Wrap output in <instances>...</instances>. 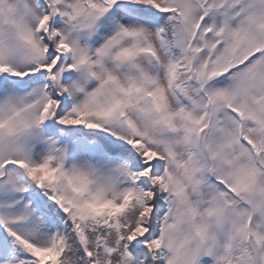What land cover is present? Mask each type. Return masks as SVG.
I'll list each match as a JSON object with an SVG mask.
<instances>
[{"label": "rangeland", "instance_id": "obj_1", "mask_svg": "<svg viewBox=\"0 0 264 264\" xmlns=\"http://www.w3.org/2000/svg\"><path fill=\"white\" fill-rule=\"evenodd\" d=\"M64 1V9L69 10L70 6L76 0ZM174 1L178 3L177 5L182 9L197 16V9L190 0H172V2ZM232 1H237L239 4L241 2V5L237 8H232L229 5L230 9H226V12H224V19L230 23L233 30L238 26L242 27V29H249L248 17H257L264 22V0ZM242 7H244V13L239 12ZM129 10L115 8L105 14L102 19L94 24V30L91 32H93V36L95 33L98 34L96 39L90 43L87 42L84 35H78L72 27L69 28L65 21L57 23L56 27L63 33L64 39L73 44L77 57L92 56L97 66L95 69L97 73L101 75H103L105 71H108L114 75L121 76V72L115 64V54L118 48L128 50L135 49L137 45H147L153 48L158 54V57L165 62L162 42L156 34L153 25L149 21H146V17H137L133 11L134 8H129ZM146 14L148 13H144L143 15ZM2 16L5 18L6 22L7 20H14L16 24L19 23V27L21 26L27 35H18L17 42L13 39L7 42V39L4 38L3 40L0 34V60L5 64L12 65L20 72H24L26 69H33L32 61H38L49 65L50 61L45 56L40 42L39 32L36 30L37 23L41 22L38 21V18L42 16V10L37 5V0H0V18ZM78 20L79 19H76L74 22ZM251 20L254 19L251 18ZM210 24H221L220 16L217 15L212 18ZM1 29L2 27L0 25V30ZM12 32H18L16 26L13 28ZM254 37L255 38H248L246 42L253 43L252 41H257L264 43V39L260 34L258 37L254 34ZM10 42H13V44ZM9 43L12 45H9ZM18 43H22L24 48L26 46L28 48L30 47L27 49L29 54H34V59H30L31 55L26 56V51H24ZM164 62L161 69H159L158 67L153 68L143 59H138V68L134 70L132 75L139 82H141L143 78L153 77L155 87H157L158 92L162 95L167 109L170 111L172 118L178 122L177 113L174 111L177 108L175 100L171 96L164 81ZM79 68H81V66H79ZM255 71H259V66L255 68ZM121 83L125 84L123 78H121ZM64 84L65 87L69 88L73 97V102L78 106H82L85 96H89L92 93L91 91H94L93 88H90V85H86L87 83L83 81L81 76H78L75 80L67 81V83ZM42 86H44V83L33 85L30 89L22 91L16 88L9 79L1 82L0 117L4 119L9 118L12 121L10 116L14 109H26L23 110V116L27 117L31 122V129L25 134L23 146L32 162L42 165L47 155L51 153V151H56L67 166L66 170L71 177H81L88 183L90 188L96 190L101 197L120 202L121 192L124 186L121 172L125 169L121 163L100 158L96 155L91 156L86 151V146L79 140L64 142L58 146L55 145L56 147L54 150L50 149V137L42 132L43 128L37 115L38 104L36 103V99H41V93L44 92ZM211 88L213 91L222 88L234 97H241L240 93L242 90L232 82H227V80L212 84ZM196 112V115L200 117L203 113V109L200 110L197 108ZM137 118L140 122L139 127L152 148L161 152L166 144H170L169 146L183 158L184 167L182 168L180 177L184 183L188 184L187 190L192 201H194L195 198L194 205L199 212L201 223L208 227L214 236L213 244L216 246L219 254L224 253L222 236L219 235L218 232V224L214 218L215 216H211L215 215L216 212L212 213L209 211H216L218 208L217 196L206 184L202 173L196 168L193 161L186 157V143L182 131L179 130L175 134L171 132L169 134L173 135L169 136L159 135L157 131L151 127L150 122L145 120L143 116H141V118L137 116ZM222 125L223 129L219 134L215 135L217 136L216 139L226 144L228 148L227 152L231 158L238 163L237 168L240 170L249 168L254 170L251 163L248 161L246 151L237 145L233 137L234 125L232 121L222 116ZM8 145L9 148L16 149V144L14 142H9ZM9 173L10 178L8 176L9 179H7V183L0 184V220H9L7 224L28 241V244L20 241L21 244L23 243L28 247L30 245L40 247L48 245L50 232L47 225L36 213L32 214L30 212L27 201L22 199V183L14 172L9 171ZM236 211L237 209L234 208L232 217L240 221V218L235 214ZM256 228L261 234H264L260 224H256ZM12 245L15 247L13 243ZM9 248L10 247L7 245H1L0 264H15L12 261L15 253Z\"/></svg>", "mask_w": 264, "mask_h": 264}, {"label": "trees", "instance_id": "obj_2", "mask_svg": "<svg viewBox=\"0 0 264 264\" xmlns=\"http://www.w3.org/2000/svg\"><path fill=\"white\" fill-rule=\"evenodd\" d=\"M170 30L174 32L172 28H169ZM177 77L181 79V73L177 71ZM182 81V79H181ZM133 197L135 198V201L141 206L143 202H145V197H144V191L142 189H136L133 192ZM63 231H65L64 234L61 236H58L57 234L53 235V240L52 244L49 247L50 250L55 254L56 256V263L55 264H84L83 261L81 260L80 256L78 260H74L75 256L78 254V246L76 244V240L72 234H68L70 232L69 229L63 228ZM125 246V244H124ZM239 248V247H238ZM240 249V248H239ZM126 256L130 257H135V259L141 260L143 256L138 254L136 251H134L131 247L129 248V251H125ZM249 257H251L247 251H241L240 253H237V251L234 253V256H231V258L237 263V264H249ZM26 264H35L30 262L28 259L26 260Z\"/></svg>", "mask_w": 264, "mask_h": 264}]
</instances>
